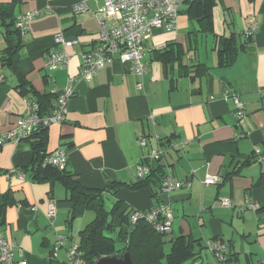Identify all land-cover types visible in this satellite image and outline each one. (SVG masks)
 Returning <instances> with one entry per match:
<instances>
[{
	"label": "crops",
	"instance_id": "crops-1",
	"mask_svg": "<svg viewBox=\"0 0 264 264\" xmlns=\"http://www.w3.org/2000/svg\"><path fill=\"white\" fill-rule=\"evenodd\" d=\"M11 1L0 0L8 6ZM78 2L14 3V17L38 11L23 34L14 31L15 25L7 28L0 22V56L19 41L14 68L0 65V133L12 128L29 104L37 106L40 96H48L46 115L50 114L71 80L73 94L66 101L63 119L45 130L42 165L49 153L64 148L65 167L73 179L101 190L106 220L116 227L107 231L110 236L115 237L119 229L128 231L122 212L130 215L164 204L172 217L166 239L199 240L193 251L199 252L194 257L200 260V249L208 240H220L226 252L223 261L216 259L218 264H257L264 258V215L256 213L264 204V159L254 157L261 155L264 145V0H213L212 32L220 37L235 34L238 43L250 38L230 65H218L213 33L199 32L197 21L180 13L175 29H154L144 41L148 65L144 75H136L130 63L114 59L88 80L79 76L80 54L93 50L98 42L103 3L87 1V9L75 13ZM250 24L253 31L248 36L245 31ZM60 32L77 43L56 44L54 36ZM168 42L181 50L179 61L168 63L171 74L166 73L162 58ZM54 51L69 55L66 67L49 69L47 57ZM201 64L206 70L200 75L181 74L184 66L201 68ZM225 91L237 94L243 103L245 116L240 121ZM140 137L144 145L139 144ZM153 150L163 153L151 160ZM33 159L28 137L0 146V235L11 243L14 258L13 263L1 264H65L68 248L79 245L80 232L96 218L89 206L73 205L67 199L61 181L34 177ZM139 164H159L172 180L189 181L190 186L155 194L149 186L129 188L126 184L138 179ZM207 174L221 179L203 185ZM108 182L126 184L109 192L105 190ZM5 193L12 197L7 205L3 204ZM222 198H228L230 206L222 205ZM49 201L55 205L51 218L47 216ZM250 201L254 208L245 206ZM239 207L253 210L255 225L242 226L237 238L232 228L235 215L249 216ZM59 235L62 244L55 248Z\"/></svg>",
	"mask_w": 264,
	"mask_h": 264
},
{
	"label": "built area",
	"instance_id": "built-area-1",
	"mask_svg": "<svg viewBox=\"0 0 264 264\" xmlns=\"http://www.w3.org/2000/svg\"><path fill=\"white\" fill-rule=\"evenodd\" d=\"M87 1L79 0L73 7L75 13L83 12L87 9ZM187 0H102L100 9L101 19L99 21V37L95 48L91 51L80 54L81 70L79 76L86 80L97 72L105 63L114 59L120 62H128L136 75H144L148 69L147 62L144 60V41L151 35L154 29L170 31L176 28L178 23L179 9ZM38 15L37 10H29L21 13L15 19L14 25L20 33H25L29 22ZM253 25L250 24L245 34L251 35ZM56 44L68 47L77 43L72 37H67L61 32L54 36ZM69 55L65 52H52L47 57L49 69L54 70L67 66ZM2 76L0 75V81ZM73 94L71 80L68 81L63 91L57 97L55 109L48 115L39 116L36 113L37 106L29 104L28 111L24 116L17 119L15 125L0 133V146L10 140H19L29 137L35 129L40 126H48L58 123L63 119L66 111V101ZM225 98L231 97L234 103V116L240 121L244 118V105L237 94L225 91ZM141 145L145 144L143 137L138 138ZM185 142H182L183 146ZM175 146L179 147L178 144ZM257 154L260 153L256 149ZM163 153L161 150H153L149 154V159H157ZM259 156V155H258ZM261 159V157L259 156ZM67 161L64 148H58L46 156L45 164H50L63 168ZM13 171V170H11ZM149 172V165L139 164L136 169V176L142 178ZM221 177L216 174L205 175L201 182L203 185H213L220 181ZM189 181H174L169 176H165L161 191L169 192L181 187H189ZM224 206H230L228 198L220 199ZM246 207L254 208L255 204L247 202ZM55 213L54 201L47 204V216L51 218ZM131 222H136L140 218L152 223L154 228L159 231H169L171 222V211L168 205L161 204L146 210H134L129 215ZM63 237L58 236L56 247L62 244ZM207 247L213 252L218 261L225 258L226 244L220 240H209ZM13 253L11 243L0 235V264L13 263ZM24 264V262H22ZM65 264H81V252L77 245H73L67 250V260ZM264 264V258L259 262Z\"/></svg>",
	"mask_w": 264,
	"mask_h": 264
},
{
	"label": "trees",
	"instance_id": "trees-1",
	"mask_svg": "<svg viewBox=\"0 0 264 264\" xmlns=\"http://www.w3.org/2000/svg\"><path fill=\"white\" fill-rule=\"evenodd\" d=\"M19 1L12 0L9 6L3 5L0 2V22L8 26L7 28L14 25L16 17L13 16V6L14 3ZM212 4L213 0H187L182 4V6H185L183 8L180 7L179 14H186L189 18L195 19L199 25V32L210 34L213 33L210 13ZM14 31L18 33L17 29ZM213 38L214 42H216L215 48L217 50V63L219 66L232 64L236 59L238 51L244 50L250 41V38H247L243 43H238L235 34L220 37L213 33ZM18 43L19 41L14 46H8L4 50L5 52L0 56L1 66L14 68ZM174 45L175 42H168L162 54L165 71L169 74L172 72V65L168 63L173 60L179 61L181 53L180 48L173 49ZM167 46L169 47L167 48ZM203 69L206 70L203 64H201V68L184 66L181 74L198 76ZM35 103L37 104V113L40 116L46 115L49 109L48 107L50 106L48 96L38 97ZM46 129L47 126L40 125L28 137L31 141L34 155L32 161L33 166L31 167L34 171V177L42 180L61 181L67 192V199L73 205L85 204L96 212V218L80 232V242L77 246L81 252V264H94V261L102 256L120 257L124 251L129 252L133 264H184L186 260L193 258L199 253L193 251L194 244H199V240H192L186 236L168 237L166 239L168 231L155 229L153 224L144 218H140L136 222L131 223L129 214H125L124 212L120 216L123 222L129 224L128 231L123 232L119 229L115 237L110 236L107 231L111 233L116 227L110 220H106V211L103 209L101 190L86 188L78 181H75L73 175L66 169V164L63 168L50 164L42 165L46 155L44 150L46 145ZM260 156H262L261 159L254 155L256 160L264 159V145ZM244 163L247 164L248 161ZM165 176L166 174L161 165L155 164L152 166L149 164V172L142 178H138L129 184L108 182L105 190L115 192L118 186L126 184L127 187L133 189L149 186L154 190L155 194L161 190ZM3 197L5 200L3 204L7 205L11 202L9 199H12V197L7 193ZM116 208L114 206L112 209L115 210ZM256 213L264 215V204L256 209ZM117 243H121V246H116ZM166 244H169L167 251L165 250Z\"/></svg>",
	"mask_w": 264,
	"mask_h": 264
},
{
	"label": "rangeland",
	"instance_id": "rangeland-1",
	"mask_svg": "<svg viewBox=\"0 0 264 264\" xmlns=\"http://www.w3.org/2000/svg\"><path fill=\"white\" fill-rule=\"evenodd\" d=\"M108 205H110V203H107V206ZM239 208L242 209L247 214H249V216L248 215H244L245 219H243L242 217H237L235 215V218H234L233 224H232V228L234 229V234H235V236L237 238L241 237V227L242 226H244L245 228H248V226H250V225L251 226L255 225V219H254L253 210L243 209L241 207H239ZM261 238H262V236H261ZM204 245H205V243H204ZM256 245H258V242H256ZM117 246H119V244H117ZM168 249H169V245L166 244L165 245V250L167 251ZM200 252H201V258L203 260H200V257L198 256V257H194V258H190V259L186 260L184 262V264H218L217 261H216V258L213 256L212 252L207 247V243L205 245V248H201L200 249ZM257 264H259L258 261H257Z\"/></svg>",
	"mask_w": 264,
	"mask_h": 264
},
{
	"label": "water",
	"instance_id": "water-1",
	"mask_svg": "<svg viewBox=\"0 0 264 264\" xmlns=\"http://www.w3.org/2000/svg\"><path fill=\"white\" fill-rule=\"evenodd\" d=\"M94 264H133L131 256L128 251H124L120 257L116 256H102L98 257Z\"/></svg>",
	"mask_w": 264,
	"mask_h": 264
}]
</instances>
